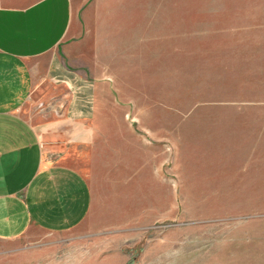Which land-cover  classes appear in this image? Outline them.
Segmentation results:
<instances>
[{
  "label": "crops",
  "instance_id": "obj_1",
  "mask_svg": "<svg viewBox=\"0 0 264 264\" xmlns=\"http://www.w3.org/2000/svg\"><path fill=\"white\" fill-rule=\"evenodd\" d=\"M163 7V25L175 26L171 37L167 34L168 60L173 63L179 55L183 76L191 58L200 60L197 68L213 69V81L234 64L237 80V64L230 58L236 57L237 44L230 43L235 35L229 20L257 18L249 14L248 0H163ZM116 22L121 23L113 15V21L85 29L72 0H0V264H127V251L89 246L91 232L99 227H86L85 220L97 198L100 211L106 210L102 190L115 187L122 194L125 187L132 230L153 222L165 200H176L175 180L170 182L175 176L164 172L163 151L159 155L145 143L134 145L127 134L118 159L112 156L115 146L100 143L114 126L94 117L96 84L103 78L92 56L82 60L88 51L84 43H72L82 31L119 29ZM242 38L244 50L248 44L251 51L249 37ZM262 98L245 102L249 112L219 119L233 123L228 132L235 133L237 143L230 152L237 175L226 185L247 184L241 144L249 133L254 183L264 192Z\"/></svg>",
  "mask_w": 264,
  "mask_h": 264
},
{
  "label": "rangeland",
  "instance_id": "obj_2",
  "mask_svg": "<svg viewBox=\"0 0 264 264\" xmlns=\"http://www.w3.org/2000/svg\"><path fill=\"white\" fill-rule=\"evenodd\" d=\"M72 1L85 29L109 23L113 15L121 22H116L119 29L82 31L72 43H84L88 51L82 60L92 56L103 78L96 84L94 117L114 126L103 132L106 138L100 143L115 146L116 158L127 134L134 145L145 143L159 155L163 151L164 172L175 176L170 182L175 180L177 194L175 201L158 206L162 210L153 222L132 230L125 187L121 194L120 188L106 186V210L100 211L97 198L85 220L84 226L99 227L91 232V250L122 249L130 254L127 264H264V192L254 183L251 137L244 133L241 144L247 184L226 185L237 175L230 161L237 143L235 133L228 132L233 123L219 121L227 113L251 111L245 102L254 97L264 101V18H258L264 15V0H248L250 16L257 18L229 20V32L235 35L230 43L237 44L236 57L230 58L239 73L236 80L232 64L217 81L213 69L197 68L199 59L190 58L185 76L179 55H172L173 63L168 60L167 39L175 26L163 25V0ZM126 24L137 27L122 28ZM243 36L249 37L251 51L247 40L244 50Z\"/></svg>",
  "mask_w": 264,
  "mask_h": 264
}]
</instances>
